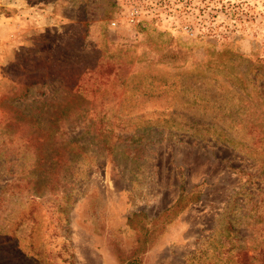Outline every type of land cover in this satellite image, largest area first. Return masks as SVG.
Segmentation results:
<instances>
[{
  "label": "rangeland",
  "instance_id": "obj_1",
  "mask_svg": "<svg viewBox=\"0 0 264 264\" xmlns=\"http://www.w3.org/2000/svg\"><path fill=\"white\" fill-rule=\"evenodd\" d=\"M132 256L264 264V0H0V264Z\"/></svg>",
  "mask_w": 264,
  "mask_h": 264
},
{
  "label": "built area",
  "instance_id": "obj_2",
  "mask_svg": "<svg viewBox=\"0 0 264 264\" xmlns=\"http://www.w3.org/2000/svg\"><path fill=\"white\" fill-rule=\"evenodd\" d=\"M131 15L132 16L127 20L128 22H130V23H136V22L140 21V18L138 16V13H135V14L132 13ZM111 24H112V26H115L117 24V21L116 20L115 21H112Z\"/></svg>",
  "mask_w": 264,
  "mask_h": 264
},
{
  "label": "trees",
  "instance_id": "obj_3",
  "mask_svg": "<svg viewBox=\"0 0 264 264\" xmlns=\"http://www.w3.org/2000/svg\"><path fill=\"white\" fill-rule=\"evenodd\" d=\"M166 212L169 213V210H167ZM144 235L146 236V234H144ZM138 263H139V261H138L137 257H133V256L131 258H129L126 262V264H138Z\"/></svg>",
  "mask_w": 264,
  "mask_h": 264
}]
</instances>
